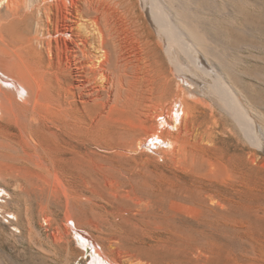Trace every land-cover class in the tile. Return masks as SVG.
Masks as SVG:
<instances>
[{"label":"bare ground","instance_id":"bare-ground-1","mask_svg":"<svg viewBox=\"0 0 264 264\" xmlns=\"http://www.w3.org/2000/svg\"><path fill=\"white\" fill-rule=\"evenodd\" d=\"M247 1L257 9L246 7L250 34L263 23L262 3ZM167 6L0 0V178L16 177L30 191H68L77 177L89 184L117 167V155H170L192 176L158 185L134 175L151 206L148 220L131 218L134 264H264V198L247 197L246 188L247 171L261 161L219 136L233 130L221 112L229 113L264 150L257 108L222 73L201 19L211 13L178 3L180 21ZM12 194L0 184V208ZM73 214L66 222L91 249V264H126Z\"/></svg>","mask_w":264,"mask_h":264},{"label":"rangeland","instance_id":"rangeland-1","mask_svg":"<svg viewBox=\"0 0 264 264\" xmlns=\"http://www.w3.org/2000/svg\"><path fill=\"white\" fill-rule=\"evenodd\" d=\"M187 1L190 2L165 0L166 6L168 5L166 8L169 7V11L180 19L176 10L178 3L183 7L187 6L185 11L188 7L195 8L196 2L200 5L202 2L203 5L205 0H198L200 3L197 0H192V3ZM205 2V6L197 4L198 8L195 9H199L200 14H204L202 10L211 13L201 16V19L203 24L207 25L206 35H211L216 41L213 43V50H216L214 54L218 53L216 57L221 59L222 73L240 99H246L244 103L250 105L253 111L258 109L259 112L256 109L254 113L258 119L260 117L264 132V0H260L263 23L260 26L256 22L253 23L251 35L246 33V7L251 8L253 12L257 9L248 4L247 0ZM141 6L142 3H138V9L141 10ZM221 113L228 118L233 130L229 134H220V140L223 141L229 135L230 143H234V146L245 145L249 151H256L261 161L260 165H253L260 166L259 169H246L247 197L264 198V150L246 140L232 115ZM142 154L139 151L136 154L134 152L117 155L116 169L100 171L89 184L81 182L77 177L74 187L68 191H30L21 186L16 177L0 178V184L13 193L6 195L7 202L3 205L4 208H0V264H91V249L87 251L77 241L74 229L71 228L72 223L66 222L70 212L74 213L81 226L83 224L84 228L93 231L103 240L113 242L114 254L120 257L122 262L134 264L133 255L138 240L134 241L132 238L136 237V234H133L135 225L132 219L139 222L148 220L144 214L151 207L146 204L142 193L134 187L133 179L136 173L147 175L149 180L158 185L167 184L171 180L179 181L181 177L193 174L182 167L177 158L173 159L170 155L163 157L151 149ZM238 164L236 162L239 167ZM67 225L71 234L67 232ZM82 231L87 234V231ZM103 264L109 263L103 261Z\"/></svg>","mask_w":264,"mask_h":264}]
</instances>
